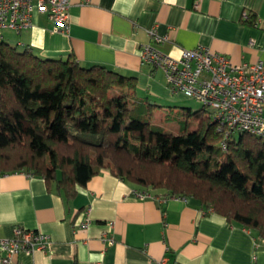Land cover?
<instances>
[{
	"label": "crops",
	"instance_id": "obj_1",
	"mask_svg": "<svg viewBox=\"0 0 264 264\" xmlns=\"http://www.w3.org/2000/svg\"><path fill=\"white\" fill-rule=\"evenodd\" d=\"M71 2L69 33L53 32L54 21L35 11L32 26L5 29L3 40L44 58L73 55L83 66L102 64L134 75L139 90L155 98L171 90L164 72L141 57L152 27L168 37L159 48L175 57L204 44L234 63L264 61V0ZM245 10L249 19L243 18ZM135 188L103 170L69 197L44 176L0 172V239L13 237L18 226L51 236L47 250L21 252L8 264H162L165 257L166 264H264V238L248 228L195 199H137ZM87 206L92 223L81 228L77 223ZM105 232L113 244L104 242Z\"/></svg>",
	"mask_w": 264,
	"mask_h": 264
},
{
	"label": "trees",
	"instance_id": "obj_2",
	"mask_svg": "<svg viewBox=\"0 0 264 264\" xmlns=\"http://www.w3.org/2000/svg\"><path fill=\"white\" fill-rule=\"evenodd\" d=\"M161 109L134 75L0 40L1 173L44 176L71 197L108 170L135 189L195 199L264 238V140L241 132L225 151L205 107L187 109L198 123L178 133L167 125L180 118Z\"/></svg>",
	"mask_w": 264,
	"mask_h": 264
},
{
	"label": "built area",
	"instance_id": "obj_3",
	"mask_svg": "<svg viewBox=\"0 0 264 264\" xmlns=\"http://www.w3.org/2000/svg\"><path fill=\"white\" fill-rule=\"evenodd\" d=\"M71 0H0V40L3 30L21 31L32 26L35 11L46 13L53 21V32H70ZM243 18L249 19L245 10ZM257 25L258 22H255ZM150 40L142 45L143 62L161 69L169 88L199 100L212 114L216 130L222 135L220 145L227 151L229 140L236 132H246L264 140V61L234 63L225 54L199 44L194 48H183L178 57L159 48L168 40L155 27L148 29ZM137 199L152 198L161 203L176 195L153 194L147 189H133ZM91 206L82 211L77 225L87 228L92 223ZM102 239L107 245L115 238L107 232ZM51 244V236L39 230L18 226L13 237L0 239V264L12 262L21 252L45 251ZM168 258L159 263L166 264ZM100 264V263H98ZM156 264V263H153ZM177 264V263H175Z\"/></svg>",
	"mask_w": 264,
	"mask_h": 264
},
{
	"label": "rangeland",
	"instance_id": "obj_4",
	"mask_svg": "<svg viewBox=\"0 0 264 264\" xmlns=\"http://www.w3.org/2000/svg\"><path fill=\"white\" fill-rule=\"evenodd\" d=\"M138 93L141 96H147V94L142 93L141 90H139V86H138ZM149 97L152 100L156 101L162 107L161 110H164V112H168L170 114H173L174 112V115L180 118V119H176L175 121L167 125L168 130L172 131L173 133H178L180 131L179 128L181 126L183 127L188 126L190 129H192L197 125L198 117L186 116L185 113L187 109H191L192 112H195L204 108L199 100L188 97L183 93H175L172 90L170 95H168L167 97H159V98H155L153 96H149ZM207 110L209 109L207 108ZM185 117L187 118V120L183 119ZM157 119H160V114H158ZM239 135L240 132L235 133V136L237 138L239 137Z\"/></svg>",
	"mask_w": 264,
	"mask_h": 264
}]
</instances>
